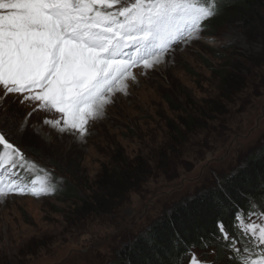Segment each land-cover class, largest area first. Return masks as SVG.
Returning <instances> with one entry per match:
<instances>
[{
  "label": "rangeland",
  "instance_id": "obj_1",
  "mask_svg": "<svg viewBox=\"0 0 264 264\" xmlns=\"http://www.w3.org/2000/svg\"><path fill=\"white\" fill-rule=\"evenodd\" d=\"M200 36L175 45L154 69H136L129 94H116L83 140L44 124L59 114L33 111L15 95L0 101L14 114L26 158L57 183L49 196L0 200V264H108L164 212L264 147V37L229 25ZM225 68L234 80L219 90L216 72ZM120 162L130 168L126 187L106 208L82 210L80 200ZM194 251L225 264L214 248Z\"/></svg>",
  "mask_w": 264,
  "mask_h": 264
},
{
  "label": "snow or ice",
  "instance_id": "obj_2",
  "mask_svg": "<svg viewBox=\"0 0 264 264\" xmlns=\"http://www.w3.org/2000/svg\"><path fill=\"white\" fill-rule=\"evenodd\" d=\"M236 0H0V89L33 111L59 114L43 122L83 140L129 82L164 63L180 43L200 39L209 21ZM237 27L239 25L237 24ZM0 200L57 191L54 173L26 158L14 139V114L0 103ZM31 115V113L29 114ZM214 240L232 264H264V205L249 201ZM230 230L232 234H230ZM204 247L208 243L201 241ZM192 244L187 264H218Z\"/></svg>",
  "mask_w": 264,
  "mask_h": 264
},
{
  "label": "trees",
  "instance_id": "obj_3",
  "mask_svg": "<svg viewBox=\"0 0 264 264\" xmlns=\"http://www.w3.org/2000/svg\"><path fill=\"white\" fill-rule=\"evenodd\" d=\"M206 24L208 28L229 25L247 36L259 32L264 37V0H236L234 6L226 8ZM216 73L219 90L234 80L235 75L230 69ZM180 124L182 128L188 126L182 119ZM114 170L109 175L103 173L104 176L96 181L95 188L101 190V196L93 190L80 200L82 210L91 212L106 208L107 198L126 187L130 181L129 165L120 162ZM249 201L264 205V147L224 176L216 186L172 206L145 232L122 246L108 264H184L188 256L186 251L192 244H196L198 250L214 248L221 261L232 264L227 259L226 242L214 240L212 233L219 235L217 223L220 220L230 223L236 209L247 208ZM202 240L208 247L203 246Z\"/></svg>",
  "mask_w": 264,
  "mask_h": 264
}]
</instances>
